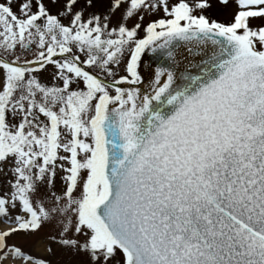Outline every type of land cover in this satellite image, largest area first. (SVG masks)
<instances>
[{"label": "snow or ice", "instance_id": "snow-or-ice-1", "mask_svg": "<svg viewBox=\"0 0 264 264\" xmlns=\"http://www.w3.org/2000/svg\"><path fill=\"white\" fill-rule=\"evenodd\" d=\"M0 264H264V0H0Z\"/></svg>", "mask_w": 264, "mask_h": 264}, {"label": "water", "instance_id": "water-1", "mask_svg": "<svg viewBox=\"0 0 264 264\" xmlns=\"http://www.w3.org/2000/svg\"><path fill=\"white\" fill-rule=\"evenodd\" d=\"M151 54L149 53V54H147V56H150ZM146 62H150V60H146Z\"/></svg>", "mask_w": 264, "mask_h": 264}]
</instances>
